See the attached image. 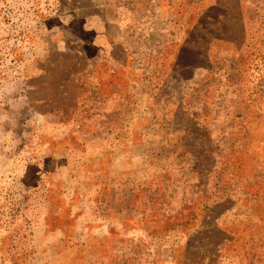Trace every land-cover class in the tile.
Returning a JSON list of instances; mask_svg holds the SVG:
<instances>
[{
	"label": "rangeland",
	"instance_id": "obj_1",
	"mask_svg": "<svg viewBox=\"0 0 264 264\" xmlns=\"http://www.w3.org/2000/svg\"><path fill=\"white\" fill-rule=\"evenodd\" d=\"M0 264H264V0H0Z\"/></svg>",
	"mask_w": 264,
	"mask_h": 264
}]
</instances>
